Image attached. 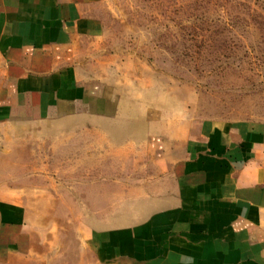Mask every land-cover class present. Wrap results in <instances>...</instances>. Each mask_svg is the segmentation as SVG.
Returning <instances> with one entry per match:
<instances>
[{
    "label": "crops",
    "instance_id": "crops-1",
    "mask_svg": "<svg viewBox=\"0 0 264 264\" xmlns=\"http://www.w3.org/2000/svg\"><path fill=\"white\" fill-rule=\"evenodd\" d=\"M96 1L0 0V264H264V124L86 57Z\"/></svg>",
    "mask_w": 264,
    "mask_h": 264
},
{
    "label": "rangeland",
    "instance_id": "rangeland-1",
    "mask_svg": "<svg viewBox=\"0 0 264 264\" xmlns=\"http://www.w3.org/2000/svg\"><path fill=\"white\" fill-rule=\"evenodd\" d=\"M85 11L102 31L81 40L86 57L150 101L198 120L264 124V0H99Z\"/></svg>",
    "mask_w": 264,
    "mask_h": 264
}]
</instances>
